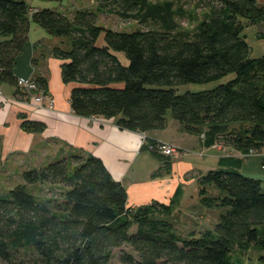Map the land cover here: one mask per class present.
<instances>
[{
  "label": "trees",
  "instance_id": "16d2710c",
  "mask_svg": "<svg viewBox=\"0 0 264 264\" xmlns=\"http://www.w3.org/2000/svg\"><path fill=\"white\" fill-rule=\"evenodd\" d=\"M95 1L98 10L137 19L156 0ZM197 3L207 15L192 38H183L103 28L87 10L69 15L31 10L25 0H0V84L14 87L15 96L24 99L15 67L34 23L50 36L67 40L69 49L55 46L48 51L62 61V81L75 84L69 103L76 116L115 118L120 130L146 133L163 130L169 112L182 132L199 136L206 129L207 138L219 134L217 141L226 147L260 154L264 56L249 58L243 31L264 23V5L258 0ZM100 35L103 45L97 46ZM117 54L124 56L126 65ZM228 75L234 78L211 90L177 94L178 86L208 84ZM33 80L46 90L45 79ZM21 126L32 133L45 127L34 121ZM149 145L156 155L157 144ZM20 179L22 184L0 196L1 263H9L22 250L29 264H110L114 251L119 264H232L234 246L264 247L263 185L237 170L212 169L199 175L201 203L218 209L219 217L213 229L184 236L168 221L152 216L167 215L165 206L127 208L125 188L94 156L61 157L23 171ZM40 184L62 193L38 199L29 187ZM206 184L220 195L206 194Z\"/></svg>",
  "mask_w": 264,
  "mask_h": 264
},
{
  "label": "crops",
  "instance_id": "0c3cea01",
  "mask_svg": "<svg viewBox=\"0 0 264 264\" xmlns=\"http://www.w3.org/2000/svg\"><path fill=\"white\" fill-rule=\"evenodd\" d=\"M25 2L31 10H39L43 6L30 0ZM258 4L264 5V0H258ZM31 31L30 25L29 39L16 61L15 73L22 81L35 77L45 79L46 92L53 98L54 106L52 109H39L31 100L17 98L14 87L0 84V165L16 158H28L31 168H39L71 154L94 156L125 188L127 208L150 207L153 203L165 206L169 208L167 215L152 212V216L168 221L176 231L175 226L182 228L196 217L201 215L203 218L208 211L214 210L202 205L197 183L202 173L199 167L206 158L210 159L212 169L237 170L260 180L264 185V175L261 173L264 153L242 154L218 142L216 138L219 134L207 138L204 135L206 129L199 136L185 133L181 131L179 123L171 118L166 121L163 130L142 133L120 130L115 118L76 116L69 103L70 91L75 84L62 81V61L48 51L55 47L49 48L47 45H54L48 42L51 38L42 34H35L32 38ZM23 121L40 122L45 126L44 130L28 132L21 126ZM150 143L171 144L177 154L172 158H164L158 153L155 155L148 149ZM253 157H260L262 161L259 169L253 165L255 169L251 171L245 168V161ZM198 224L199 221L194 222V225ZM194 225L187 234L195 233ZM206 230L211 229L206 226L196 233Z\"/></svg>",
  "mask_w": 264,
  "mask_h": 264
},
{
  "label": "rangeland",
  "instance_id": "374dc122",
  "mask_svg": "<svg viewBox=\"0 0 264 264\" xmlns=\"http://www.w3.org/2000/svg\"><path fill=\"white\" fill-rule=\"evenodd\" d=\"M30 1L43 5L44 7L41 6V9H49L61 13L65 12V14L69 13V15L78 10H87L93 12L97 16V24L99 26L112 29L114 31L126 33L157 32L179 35L183 38H192L194 36L199 25L205 19L208 12L205 9L199 8L197 0H156L148 3L144 11L137 19H122L111 9L98 10L97 2L95 0H63L62 2H43L40 0ZM30 25L32 27V38H34L36 35L38 36L39 34H42L43 37L51 38H49L50 40L48 42L54 45L47 44L49 48L53 46H61L65 50L69 49V45L67 44V40L65 38L52 37L48 35L43 29L37 27L35 24L31 23ZM243 35L245 36V41L250 48L249 58L257 59L264 56V38H259V36L264 35V23L252 24L245 27ZM96 45H103V35L99 36ZM117 57L122 62V64H127V61L122 54H117ZM233 78L234 75H228L218 81L208 84L181 85L176 87V91L177 94H184L186 92L197 93L211 90L220 84L230 81ZM166 119H171L169 112L166 115ZM262 153H264V148ZM189 157H192V155H189ZM261 161L262 160L260 157L249 158L245 161V168H249L252 171L255 169L253 167V165H255L259 169ZM198 162L201 163L202 160H198ZM30 163L31 160L28 158H16L8 163L0 165V196H6L8 192L15 186L22 184L20 175L23 171L31 168L29 165ZM212 166L213 165L210 159L206 158L204 164L199 167V170L202 172L201 175L205 174L208 170H212ZM261 173L264 175V169L261 171ZM189 189L192 191V187ZM204 189L206 194H208L210 197L220 195L218 190L209 184H206ZM29 190L34 196L42 200L58 198L60 193H62V189L58 187H49L41 184L31 186L29 187ZM190 191L188 190V192ZM217 212L218 210L215 209L210 210L203 216V218H201V215H198L201 219L196 217L193 222H190V224L182 228H180L179 225L175 226L177 229V231H175L177 234L184 236L193 227L195 221H199L198 225H194L196 227V230L194 231L195 233L198 232V230H202V228L206 226L210 227V229H213V226L218 221ZM127 251L128 249H126V252ZM27 256V253H24L21 250L16 258L12 259L9 263L0 262V264H29L27 262ZM229 259L232 264H264V247L259 243L249 246H234L230 253ZM110 264H119L117 251L113 252V260Z\"/></svg>",
  "mask_w": 264,
  "mask_h": 264
},
{
  "label": "built area",
  "instance_id": "2783aa9c",
  "mask_svg": "<svg viewBox=\"0 0 264 264\" xmlns=\"http://www.w3.org/2000/svg\"><path fill=\"white\" fill-rule=\"evenodd\" d=\"M18 88L21 93L25 96L24 98L31 100L35 107L42 109V107H47L52 109L54 106L53 98L46 92L44 89H40L37 83L31 79L29 81L18 80ZM153 148L151 145H148V149ZM155 151L162 156L172 158L177 154L176 148L171 144H157L155 146ZM250 155H253L249 153ZM264 169V166H262Z\"/></svg>",
  "mask_w": 264,
  "mask_h": 264
}]
</instances>
